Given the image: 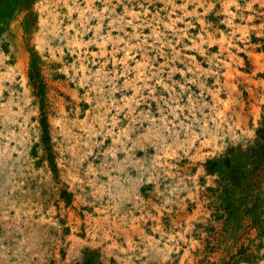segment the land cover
Listing matches in <instances>:
<instances>
[{"label":"rangeland","instance_id":"374dc122","mask_svg":"<svg viewBox=\"0 0 264 264\" xmlns=\"http://www.w3.org/2000/svg\"><path fill=\"white\" fill-rule=\"evenodd\" d=\"M0 264H264V0H0Z\"/></svg>","mask_w":264,"mask_h":264}]
</instances>
